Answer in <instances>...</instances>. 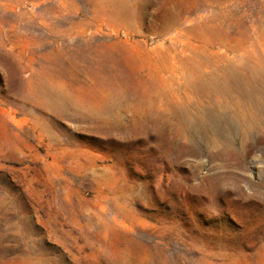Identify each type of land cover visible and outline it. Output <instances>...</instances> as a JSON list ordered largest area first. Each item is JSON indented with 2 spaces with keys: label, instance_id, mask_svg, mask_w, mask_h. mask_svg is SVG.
Instances as JSON below:
<instances>
[{
  "label": "rangeland",
  "instance_id": "1",
  "mask_svg": "<svg viewBox=\"0 0 264 264\" xmlns=\"http://www.w3.org/2000/svg\"><path fill=\"white\" fill-rule=\"evenodd\" d=\"M244 73L264 0H0V264H264Z\"/></svg>",
  "mask_w": 264,
  "mask_h": 264
},
{
  "label": "bare ground",
  "instance_id": "2",
  "mask_svg": "<svg viewBox=\"0 0 264 264\" xmlns=\"http://www.w3.org/2000/svg\"><path fill=\"white\" fill-rule=\"evenodd\" d=\"M207 58V57H206ZM207 60H209V58H207ZM215 61V60H214ZM202 61H200L201 63ZM209 62L210 61H207L205 63L202 62V66H206L207 64V70L209 69V67H211L209 65ZM216 62V61H215ZM214 62V66L216 65V63ZM209 65V66H208ZM205 68V67H204ZM216 68V67H215ZM217 72L218 71H215V69H212L210 72H208V77L206 78H203L201 76H198L199 78V83L201 85H205L204 87H201V85L199 84H196V90L198 92L201 91V93H205L207 95H213L216 93V92H219V93H224V90H226V87H225V81L228 79L229 75L230 77H237L235 75V73L232 71L227 75H224L223 72H221V75H219V77L221 78L222 80V86H219V84H217L216 82V75H217ZM242 84L245 86V92H246V95L250 98L252 95L256 96L254 102H255V110L260 113V114H264V89H262L261 86H258L256 85V83L253 82L252 78L247 75V74H242ZM226 102V101H225ZM238 102V101H237ZM211 104H213V106H217L218 107V110H221L223 108H225V105H222L219 100L215 97H212V100H211ZM227 104V103H226ZM233 108V106H231ZM230 109V108H229ZM235 109V108H233ZM246 110V109H245ZM251 110V109H250ZM238 111V110H237ZM239 112V111H238ZM249 112V111H248ZM253 113V112H252ZM242 114V113H241ZM245 114V112H244ZM247 115V113L245 114ZM245 115L242 114V116H240L241 118ZM243 117V118H244ZM240 118V119H241ZM243 118H242V121H243ZM248 118V121L247 123L250 124L251 123V119H252V116L248 115L247 116ZM202 120H206V123L209 125V128L213 129L215 128L216 130L220 131L221 130V127H222V124L223 123H226V122H230L227 118H225V116L222 114V111L221 113H218L216 110L214 109H211V110H208L204 113V119ZM245 121V120H244ZM233 125L234 124H237L236 122H231ZM206 128V127H205Z\"/></svg>",
  "mask_w": 264,
  "mask_h": 264
}]
</instances>
